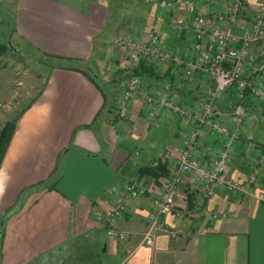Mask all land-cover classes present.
I'll return each mask as SVG.
<instances>
[{
  "label": "crops",
  "instance_id": "0c3cea01",
  "mask_svg": "<svg viewBox=\"0 0 264 264\" xmlns=\"http://www.w3.org/2000/svg\"><path fill=\"white\" fill-rule=\"evenodd\" d=\"M228 2L169 13L165 0H0V45L10 43L20 58L41 59L38 72L47 68L43 75L38 73L44 79L41 88L17 121L1 164L0 264H78L75 258L85 259L90 253L106 254L115 264H264V203L257 195L222 188L207 197L203 185L188 174L173 212L164 218L171 229L185 230L189 238L161 233L154 247L143 244L153 211L151 199L162 192L177 166L192 124L163 111L158 128L150 127L151 108L139 100L132 102L129 117L120 119L117 102L129 75L106 71L108 63L126 56L117 41L131 40L140 32L161 33L170 50L194 55L193 33H177L171 26L173 17L193 23L197 15L226 12ZM257 3L247 0L243 21ZM5 16L8 29L2 25ZM145 77L152 92L162 81H171L185 103L193 105L198 98L199 87L176 67H156ZM9 95L7 89L0 90V98L7 100ZM224 121L234 128L230 118ZM249 133L257 143L250 153L244 143ZM241 136L229 174L244 181L254 159L264 155V128L249 122ZM168 138L175 150L160 173L151 163L161 159L165 148L160 147ZM219 145L209 130L200 142L203 159H212ZM136 151L141 156L132 159ZM135 182L147 191L127 199L128 211L117 228L129 233V239L115 241L96 212H107ZM263 191L264 183L256 193Z\"/></svg>",
  "mask_w": 264,
  "mask_h": 264
},
{
  "label": "built area",
  "instance_id": "2783aa9c",
  "mask_svg": "<svg viewBox=\"0 0 264 264\" xmlns=\"http://www.w3.org/2000/svg\"><path fill=\"white\" fill-rule=\"evenodd\" d=\"M213 1L217 0H165V4L167 11L172 13L181 7L191 10L196 4ZM246 3L247 0H229L226 12L200 14L193 23L173 17L171 26L177 33H193L192 56L170 50L163 44L161 33L156 31L140 32L131 40L119 39L116 43V47L127 50L126 56L121 61L108 63L107 74L129 75L117 102L119 118H128L132 102L139 100L151 108L147 118L150 127L158 128L163 111L192 124L184 148L178 153L177 166L169 172L162 192L151 199L153 211L148 217L144 245L154 247L161 233L175 239L189 238L185 230L171 229L164 218L176 206L179 186L185 174L203 185L207 197L212 196L216 188H222L232 193L257 195L264 203V191L256 193L264 183V155L254 159L246 180H236L229 174L234 148L241 142V132L246 130L247 124L252 122L256 127L264 128V0H258L248 21H243ZM238 29L241 30L240 35L236 34ZM143 62L180 69L186 80L199 87L200 92L193 105L181 99L171 81H162L156 92L150 91L141 77L135 74ZM231 89L236 90L238 104L230 110H223L220 104ZM247 94L253 100L251 105L247 104ZM227 118L231 119L234 128L225 123ZM209 130L217 135L220 145L213 158L205 160L199 147ZM244 143L248 153L257 147L253 133L246 136ZM173 148H166L161 159L154 160L151 167L158 169L166 164L174 154ZM140 156L141 152L136 151L132 159ZM146 191L141 183L129 184L107 212H96V218L109 238L119 242L129 239V233L118 229L117 222L128 211L129 196L144 195Z\"/></svg>",
  "mask_w": 264,
  "mask_h": 264
},
{
  "label": "rangeland",
  "instance_id": "374dc122",
  "mask_svg": "<svg viewBox=\"0 0 264 264\" xmlns=\"http://www.w3.org/2000/svg\"><path fill=\"white\" fill-rule=\"evenodd\" d=\"M3 24L5 28L8 29L9 18H7L6 16L4 17L2 25ZM4 44L10 47L12 46V49H15L14 46L11 45L10 43L5 42ZM19 56H23V54H20ZM41 62H42L41 59L26 60L20 58L16 55V53L13 50L8 51L3 55H0V90L7 89L10 93L7 100L0 98V101L3 100L2 102H0V124L3 121L7 123L8 121L15 119L30 103L29 101L32 100L33 96H35L37 90L41 88V83L43 82L44 79L41 81V76H38V73L39 74L41 73L43 75L47 71L46 70L47 68H45L44 72L43 69H41V71L38 72L40 68L37 69L38 67L37 65H39V63ZM98 82L103 88H105L103 82H101L100 79H98ZM18 85H22V86L18 87ZM226 109L230 110V108H225V110ZM117 110L118 109L116 108V111ZM172 142L173 141H171L168 138V142L166 144H163L160 148L164 147L166 149L169 147L170 143ZM102 236L103 239H106V234H102ZM89 256L90 257L85 259H78L79 257H77L73 261L78 264H115L116 263L106 254L90 253ZM73 258L74 257L72 255V259ZM119 260L120 259H118L117 261Z\"/></svg>",
  "mask_w": 264,
  "mask_h": 264
},
{
  "label": "trees",
  "instance_id": "16d2710c",
  "mask_svg": "<svg viewBox=\"0 0 264 264\" xmlns=\"http://www.w3.org/2000/svg\"><path fill=\"white\" fill-rule=\"evenodd\" d=\"M11 50H13L12 47H10L8 45H0V55H3L4 53L11 51ZM155 69H156V66H154L153 64L143 62V63H141L140 67L135 71V74L140 76L141 79L143 80V82L146 84L147 83L146 77H145L146 73H148V71L155 72ZM229 101H230V103H229ZM246 101H247V104H249V105H251V103L253 102L252 98L249 97V94H247V100ZM235 104H238L237 97H236V90L231 89L228 91L227 95H225V101H223V104H220V108L223 110H225V108L231 109ZM224 105H225V107H224ZM114 107H115V105H113L112 108L115 109L116 107L115 108ZM26 110L27 109H24L15 119L8 121L4 125L2 130L0 131V169H1V164H2V161L4 159V156L7 152L8 146L10 144L11 138H12V136L16 130L17 121L25 113ZM102 112H104V111H102ZM164 169H165V165H162V166H160V168L156 169V171H159L160 173H162ZM56 174L59 175L58 170L56 171L55 175ZM2 236H3V232H2V229L0 226V262H1V256H2V253H1Z\"/></svg>",
  "mask_w": 264,
  "mask_h": 264
}]
</instances>
